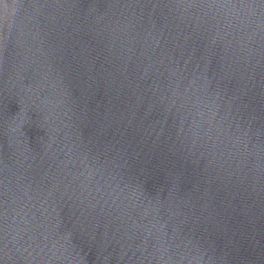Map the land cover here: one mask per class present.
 <instances>
[{"label":"water","instance_id":"1","mask_svg":"<svg viewBox=\"0 0 264 264\" xmlns=\"http://www.w3.org/2000/svg\"><path fill=\"white\" fill-rule=\"evenodd\" d=\"M0 264H264V0H0Z\"/></svg>","mask_w":264,"mask_h":264}]
</instances>
